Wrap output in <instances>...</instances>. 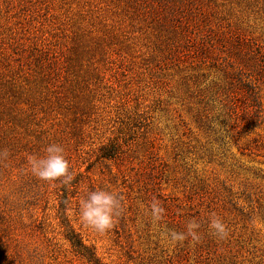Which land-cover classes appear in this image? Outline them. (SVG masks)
<instances>
[{"label":"rangeland","instance_id":"rangeland-1","mask_svg":"<svg viewBox=\"0 0 264 264\" xmlns=\"http://www.w3.org/2000/svg\"><path fill=\"white\" fill-rule=\"evenodd\" d=\"M49 144L68 185L31 174ZM67 227L99 264H264V0H0V264H92Z\"/></svg>","mask_w":264,"mask_h":264},{"label":"clouds","instance_id":"clouds-1","mask_svg":"<svg viewBox=\"0 0 264 264\" xmlns=\"http://www.w3.org/2000/svg\"><path fill=\"white\" fill-rule=\"evenodd\" d=\"M44 152L45 155L42 157L30 156L28 158L31 174L46 182L62 178V183L68 185L72 180V175L65 149L58 144H49ZM120 207V198L116 194L103 189L89 191L86 193V198L80 201L79 217L86 227L103 234L113 227L115 216L118 215ZM199 227V224L190 222L187 225L186 234L172 232L171 239L173 242H183L187 235L194 241H198L199 235L196 230ZM209 228L213 234L221 238L227 235L226 226L214 214L209 221Z\"/></svg>","mask_w":264,"mask_h":264},{"label":"trees","instance_id":"trees-1","mask_svg":"<svg viewBox=\"0 0 264 264\" xmlns=\"http://www.w3.org/2000/svg\"><path fill=\"white\" fill-rule=\"evenodd\" d=\"M66 239L69 241L70 245L74 249L76 255L82 257L92 264H99V259L96 256L95 250L93 248L87 247L70 227H67Z\"/></svg>","mask_w":264,"mask_h":264}]
</instances>
